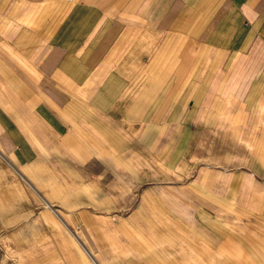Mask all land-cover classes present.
Wrapping results in <instances>:
<instances>
[{"label":"crops","instance_id":"0c3cea01","mask_svg":"<svg viewBox=\"0 0 264 264\" xmlns=\"http://www.w3.org/2000/svg\"><path fill=\"white\" fill-rule=\"evenodd\" d=\"M0 147L69 264H264V0H0Z\"/></svg>","mask_w":264,"mask_h":264},{"label":"rangeland","instance_id":"374dc122","mask_svg":"<svg viewBox=\"0 0 264 264\" xmlns=\"http://www.w3.org/2000/svg\"><path fill=\"white\" fill-rule=\"evenodd\" d=\"M38 179L22 173L21 167L10 161L0 147V264H69L77 257L76 245L62 223L64 212L58 202L54 205L57 211L45 209L51 212L53 220L37 223L35 229L40 236L32 233L29 223L38 218L48 203ZM17 182L23 188L15 186ZM49 199L52 202L51 196ZM45 216L43 212L39 219L44 220ZM6 224L12 228L7 230ZM19 238L20 242H16ZM40 247L45 249L37 251Z\"/></svg>","mask_w":264,"mask_h":264}]
</instances>
